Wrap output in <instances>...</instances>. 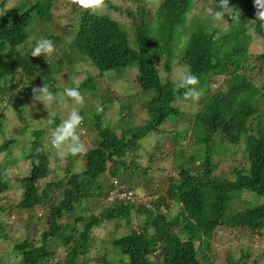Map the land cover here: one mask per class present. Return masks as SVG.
Masks as SVG:
<instances>
[{"label": "trees", "instance_id": "16d2710c", "mask_svg": "<svg viewBox=\"0 0 264 264\" xmlns=\"http://www.w3.org/2000/svg\"><path fill=\"white\" fill-rule=\"evenodd\" d=\"M102 1L109 9L125 8V2L122 6L123 3L115 0ZM246 1L251 4L248 13L241 9V0L212 1L219 16L228 22L225 31H221L216 24L220 20L211 15L204 17V4L194 11L191 0H161L157 8L153 6L155 13L151 20L142 6L128 5L130 22H123L110 12H95L86 7L94 1L74 0L72 13L75 8L77 15L62 33L48 32V41L55 45L65 42L62 49H68L74 60H88L102 74L113 70L128 75L127 70L135 69L136 84L145 96L140 102L148 118L144 124L133 126L131 116L135 102L128 100L129 95L123 97L122 108L127 112L118 121L121 126L118 134L105 119L114 97L103 96L97 108L99 113L94 116L98 136L93 147L84 152V169L70 177L63 192H55L58 196L48 203L44 216L34 215L35 227L39 228V222L44 221L47 229L41 232L39 239L26 236L15 243L12 250L19 254V260L13 264H83L92 260L94 264H212L205 244L218 227L228 224L225 222L228 216L239 218L237 223L231 224L234 227L263 235L264 119L257 101H264V93L260 92L264 85L256 83L245 70L253 59L264 62V50L257 55L249 53L252 39H264V20L257 7L264 0ZM55 2L35 0L29 4V0H25L9 11L10 14L0 15V133L4 137V111L12 107L21 115L24 101L33 91L34 80L39 79L43 71L55 76L65 67L64 57L55 60L43 53L37 60L26 47L33 21H51L48 14ZM210 25L215 28L210 29ZM178 32L188 35L179 61L188 67V75L177 88L169 77L173 69L174 42L180 41ZM68 38L71 41H67ZM160 63L167 72L165 79L161 76ZM230 64L233 66L229 69ZM66 68L73 70V66ZM89 74L75 86L74 95L87 89L92 90L93 96L98 95L94 76ZM221 75L226 76L225 81L214 89L215 78ZM20 82L30 86L17 88ZM45 82L50 83L47 79ZM193 88L203 90L201 106L193 116V137L199 143L195 153L185 156L186 149L178 150L184 160L176 165V175L169 177L166 192L158 194L150 207L112 197V190L120 185L136 190L152 182L147 177L148 167H140L137 162L139 153L129 161L125 156L139 149L142 139L153 132L164 131V125L180 117L182 111L177 101ZM127 101L128 105H124ZM43 132L34 130L35 139L25 156L29 173L20 179L24 189L23 199L16 205L20 211L30 212L45 204L51 199V190H58L64 183V179H59L48 182L43 189L38 185L40 179L50 174L48 151L39 140ZM186 133V129H178L176 135ZM15 141L5 138L0 152L10 149ZM174 141L179 143L178 139ZM240 143L246 152V162L239 159L226 173L229 175L215 173L220 164L215 155L229 151L236 155L241 151ZM197 159L200 163H196ZM71 164L72 161L66 170ZM5 167L0 165V192L8 188L2 174ZM245 190L260 202L246 201L241 208L234 205V202L239 203ZM174 201L178 202L180 210L168 216L162 205L169 208ZM98 207H101L99 213L95 211ZM8 208L10 206L0 199V214ZM134 213L146 216L138 220V227L132 222ZM104 221L117 223L118 232L114 237L118 238L114 241L109 236L96 237L94 229ZM121 226L128 229L120 231ZM6 228L0 220V235ZM91 246H94L93 256ZM56 248L61 250V256ZM8 258L6 251L1 253L0 264ZM248 258L242 256L229 264H248ZM258 259L255 258L254 264Z\"/></svg>", "mask_w": 264, "mask_h": 264}, {"label": "rangeland", "instance_id": "374dc122", "mask_svg": "<svg viewBox=\"0 0 264 264\" xmlns=\"http://www.w3.org/2000/svg\"><path fill=\"white\" fill-rule=\"evenodd\" d=\"M23 1L25 0H0V15L2 13L10 14L9 11L15 9ZM91 1L95 3L91 2L86 7H90L95 12H110L115 18L123 22H130L131 17L128 15V5L130 7L142 6L148 12V20H151L155 13L154 8H157L161 2V0H115L117 3H123L122 6H124L125 2L124 9L116 10L109 9L103 1L102 3L100 0ZM212 1L191 0V3L193 4L194 11H197L204 4L203 10L205 14L203 16L211 15L210 17L220 20L216 24L220 26L221 31H225L228 22L219 16ZM33 2L35 0H29V4ZM131 2L132 4H130ZM73 4L74 0H56L52 6L51 13L48 14L51 21L42 22L40 19L34 20L30 26L32 34L26 43V47L30 50V53L32 51L31 56L33 58L40 60L43 53H47L48 57H53L55 60L59 57H64L65 67L56 73L55 76L43 71L39 79L34 80L33 91L25 99L23 104L24 109L21 115L12 107L4 111L5 123L3 126H6V132L5 137L0 133V145L5 138H13L16 141L10 149H4L0 152V165L6 166L2 170L3 179L8 181V188L0 192V199L3 204L8 207L10 206L7 211L0 214V220H3L4 225L7 227L0 235V254L6 251L9 254L8 259H10L9 261L6 259L7 261L1 264H13V261L19 260V254H14L12 250L17 241H23L26 236L36 237L38 239L41 237V232L47 229V224L43 221L39 222V228L35 227L34 215L39 216L42 214L44 216L47 212L48 203L54 201L56 196H58L55 192H63L70 177L84 169L86 161L84 152L90 147H93V142L98 136V128L95 126L97 121L94 116L95 113H99L97 108L104 95L114 97L112 105L105 114V119L111 122L112 127L118 134L121 133V126L118 121L127 112L122 108L123 97L129 95L128 100L130 99L135 102L132 108L133 115L131 116L133 126L144 124L148 118L147 111L142 107L140 102L144 101L145 96L143 97L141 88L136 84L137 72L135 69L131 68V70H127L128 75L120 74L113 70H105L104 74H102L90 61L74 60L73 54L68 49H62V45L65 42H60L55 45L53 42L48 41L46 37L48 32H54L55 34L62 33V29L71 24V18L77 15L75 8L74 14L72 13ZM103 4L104 6H102ZM250 6L251 4L246 0H241V9H243V12L248 13L247 11ZM257 7L260 17L264 20V2L259 3ZM212 22L215 23V21ZM213 28L215 26L210 25V29ZM179 32L177 35L180 41L176 44L174 42L173 69L169 77L173 82L172 84L177 88L188 75V67L179 62L187 45L188 38L186 39V37L188 35L186 33L179 34ZM218 34L215 37H218ZM36 41L39 44L36 45ZM67 41H71V38H68ZM263 50L264 39L257 37L251 40L249 46L250 54L257 55ZM72 66V71L66 68ZM232 66L233 64H230L228 68L230 69ZM160 70L162 78L165 79L167 72L164 69L163 63H160ZM90 72L94 76L99 88L98 95L93 96L91 93L92 90L89 89L74 95L73 91L75 86L85 80L90 75ZM245 72L256 83L262 86L264 85V62L253 59L252 65ZM225 78L226 76L224 75L217 76L213 88L216 89L221 85L225 81ZM46 79L53 85L45 82ZM23 86L28 87L30 85H24V83L20 82L17 88ZM53 88L55 90H51ZM260 92L264 93V88L261 87ZM202 96V89L193 88L188 94L177 101L182 111L181 116L164 125L162 127L165 129L164 131L160 133L153 132L142 139L140 148L125 156L127 161H129L130 158L135 157V154L139 153L136 158L139 166L148 167L147 177L152 182L148 186L145 183V187L141 186L136 188L138 193L145 195L146 199H150L154 195L158 197V194L166 192L169 177L173 174L176 175V165L181 160H184L178 152L180 148L186 149L185 156L195 153L194 149L199 143L193 137V116L201 106ZM128 102L124 105H128ZM257 104L263 111L262 119H264V101H257ZM178 129H186V135L177 136L176 132ZM34 130H44L40 134L39 140L48 151L50 159V174L38 181L40 189H43L48 182L58 181L59 179H64V183L58 190L56 188L51 190V199L45 204L36 206L30 212H24L20 211L16 205L23 199L24 189L22 188L20 179L29 173V163L25 159V156L30 152L32 140L35 139ZM83 133L86 135L83 136ZM53 136L57 138H53ZM176 139H178L179 143L174 141ZM227 145L230 146L229 143ZM240 147L241 151L237 152L236 155L231 151L215 155V160H220V164L215 170V173L226 174L230 172V167L238 164L237 161L239 159H243L246 162V152L244 151L242 143H240ZM70 161H72L69 167L70 169L66 170ZM200 161V159H197L196 163H200ZM133 168L137 172L135 165H133ZM138 182L142 183L143 181L138 180ZM115 183H117L116 180ZM246 201H251L254 204L260 202L256 196L245 190L241 195L239 203L234 202V205H238L241 208ZM162 209L168 216H174L180 210V206L178 202L174 201L169 208L162 205ZM95 211L99 213L101 207L96 208ZM144 217H146L144 214L134 213L132 217L134 226L138 227V220L144 219ZM238 221L239 218H235V216L225 218V222L228 224L218 227L214 236L205 244V250L211 256L212 264H229L231 261L239 259L242 256H249L247 259L248 264H254L256 257H259V259L255 264H264V232L263 235L251 233L248 230H242L231 225ZM116 224V222L104 221L103 224L96 226L94 229L96 237L109 236L112 238L110 240L114 241L115 238H118L114 237L118 232V230H115ZM127 229V226H121L119 228L120 231ZM112 233L113 235L110 236ZM91 247V255L93 256V253H95L94 246ZM249 248L251 249L250 252L248 250ZM117 253L120 252L117 251ZM58 255H62L60 249H58ZM200 257L202 260L204 259L201 253ZM94 263L95 260L83 262V264Z\"/></svg>", "mask_w": 264, "mask_h": 264}, {"label": "clouds", "instance_id": "9594fccd", "mask_svg": "<svg viewBox=\"0 0 264 264\" xmlns=\"http://www.w3.org/2000/svg\"><path fill=\"white\" fill-rule=\"evenodd\" d=\"M120 187H121V185H120ZM123 189H124L123 192H127L128 196L120 198V197L112 195V197L119 198L120 200H122L123 202H126V203L132 202V203H135L137 205H143V206H147V207H150V205L152 204L151 203L152 200L157 198L154 195L150 199H146L145 195H143L141 193H138L137 190L129 189V188H126V187H124Z\"/></svg>", "mask_w": 264, "mask_h": 264}, {"label": "built area", "instance_id": "2783aa9c", "mask_svg": "<svg viewBox=\"0 0 264 264\" xmlns=\"http://www.w3.org/2000/svg\"><path fill=\"white\" fill-rule=\"evenodd\" d=\"M114 196H117V197H126L128 196V193L127 192H114Z\"/></svg>", "mask_w": 264, "mask_h": 264}, {"label": "bare ground", "instance_id": "6f19581e", "mask_svg": "<svg viewBox=\"0 0 264 264\" xmlns=\"http://www.w3.org/2000/svg\"><path fill=\"white\" fill-rule=\"evenodd\" d=\"M130 189H132V188H130ZM124 191V189L123 188H121V187H117L116 189H113L112 190V192H111V195H114V192H123Z\"/></svg>", "mask_w": 264, "mask_h": 264}]
</instances>
